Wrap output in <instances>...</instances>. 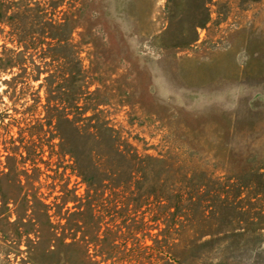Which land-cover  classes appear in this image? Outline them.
I'll use <instances>...</instances> for the list:
<instances>
[{"label":"rangeland","instance_id":"rangeland-1","mask_svg":"<svg viewBox=\"0 0 264 264\" xmlns=\"http://www.w3.org/2000/svg\"><path fill=\"white\" fill-rule=\"evenodd\" d=\"M80 111L163 162L139 196L108 166L78 247L52 235L87 189L53 115ZM259 166L264 0H0V264H264Z\"/></svg>","mask_w":264,"mask_h":264},{"label":"trees","instance_id":"trees-1","mask_svg":"<svg viewBox=\"0 0 264 264\" xmlns=\"http://www.w3.org/2000/svg\"><path fill=\"white\" fill-rule=\"evenodd\" d=\"M51 116L52 115H49L50 118ZM53 116L58 120L60 119L69 123L72 127L75 139H70L72 142H68L69 140H67V138L65 139L63 136L59 135L58 144L61 145L66 141V143H71L73 145L72 148H66L65 150H61V152L68 153L70 157L73 158L78 175L86 182L87 189L83 201H79L76 205L74 204L73 207L75 208H73V210L68 211L67 207L62 211L58 209L56 212L58 221L54 224L52 235L53 239L55 238L59 240L58 242L63 245L74 244L81 247L84 241L79 240L78 242L74 239L65 241L64 238L66 237V234L64 230L70 229L71 225L74 224L75 229H82L84 221L80 219L76 220L75 223H72V215L81 216L84 213L86 214L87 210L90 213L92 209L90 200L91 195L96 194L100 187L106 186L102 183V180L106 177H101V173L105 175L106 171H109L108 166L114 167L117 171H121L126 167L128 178L114 179V181L118 185L123 186L125 183L129 184V181L132 180L134 183L133 193L139 196L144 195L145 192H147L145 187H143L142 180H147V177L151 175L150 170L152 169L153 163L155 161H163L151 154L138 152L133 146H131L126 138H120L117 136L115 130L111 127L110 122L106 118H102L98 112L93 111L90 114L84 115L83 112L80 111L72 116H68L67 112H63L62 114L57 113ZM84 152L85 156H87L85 157L87 162L84 161L83 163L80 157H82ZM117 159L125 162V165ZM254 170L256 174H263L264 176L263 166H259ZM262 180L264 184V179ZM64 202L65 201L62 203L64 204ZM41 205L43 208L46 207V204L41 203ZM92 215L91 212L89 215L91 216V219L89 220L92 224H96L98 218ZM60 219H64L63 223L59 222ZM83 234L84 233L81 230L82 237ZM80 251L82 256L87 255L85 253V248Z\"/></svg>","mask_w":264,"mask_h":264}]
</instances>
